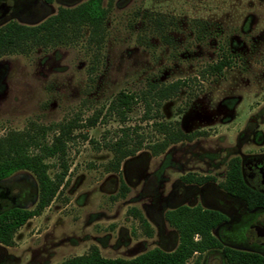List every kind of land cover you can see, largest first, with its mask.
<instances>
[{"label":"rangeland","instance_id":"obj_1","mask_svg":"<svg viewBox=\"0 0 264 264\" xmlns=\"http://www.w3.org/2000/svg\"><path fill=\"white\" fill-rule=\"evenodd\" d=\"M5 1L13 6L19 0ZM21 1L24 8L0 27L37 25L58 8L86 0ZM102 6L108 12L99 44L84 29L71 43L0 57V137L36 130L50 145L61 126L75 127L55 197L18 229L12 246L0 245V264H63L91 247L103 258L124 260L152 249L173 251L178 236L164 212L203 203L180 178L211 176L220 183L231 159L264 153V0H104ZM223 54L234 57L233 67L221 77L207 73ZM177 81L185 86L158 107L149 100V112L138 103L121 122L108 111L119 92L140 94ZM95 116L96 124L87 126ZM161 122L201 134L153 155L150 148L162 140L155 123ZM119 140L140 148L115 172L111 146ZM44 161L54 179L61 160ZM1 187L21 197L4 200L0 212L35 208L31 173L15 172ZM243 227L230 237L243 236ZM201 260L224 264L218 252Z\"/></svg>","mask_w":264,"mask_h":264},{"label":"trees","instance_id":"obj_2","mask_svg":"<svg viewBox=\"0 0 264 264\" xmlns=\"http://www.w3.org/2000/svg\"><path fill=\"white\" fill-rule=\"evenodd\" d=\"M103 1L86 0L73 8H59L54 15L35 26L6 23L0 27V57L15 52L24 53L37 46L71 43L82 35L84 29L88 32V40L99 44L103 40L104 21L108 12V7L102 6ZM233 63V56L223 54L207 67V73L221 77L225 69L233 67ZM184 86V81H177L160 88L152 87L140 94L119 92L110 102L108 111L115 113L121 122H124L126 114L138 103H143L146 112H149V100L156 101L155 106L158 107L160 102L174 96ZM97 118L98 116L88 119L87 126H94ZM155 126L162 140L150 148L153 155L165 152L173 144L190 142L201 134L183 133L175 124L170 123H155ZM74 128L72 124L61 126L50 145L39 139V132L36 130L12 131L0 137V182L15 172L26 171L33 175L37 184V203L34 209L12 206L0 212V245L12 246L18 229L29 219L38 216L55 197L67 173L68 167L63 158L66 142L69 141ZM44 133L42 130L41 136ZM139 148L140 143L117 141L111 146V169L117 172L121 161L134 156ZM33 150L38 152L33 153ZM51 157L61 160V172L54 179L48 177V165L44 161ZM181 180L202 183L214 181V178L187 174L181 177ZM219 188L231 196L240 198L249 207L264 208V195L243 185L238 158H233L227 163L226 176ZM163 218L178 236V244L173 251L152 249L133 259L124 260L103 258L96 247H91L86 254L69 259L63 264H202L201 259L206 252L218 250L221 251L225 264H264V255L231 249L220 243L213 231L225 221V217L217 211L203 209L200 205H181L165 211Z\"/></svg>","mask_w":264,"mask_h":264},{"label":"flooded vegetation","instance_id":"obj_3","mask_svg":"<svg viewBox=\"0 0 264 264\" xmlns=\"http://www.w3.org/2000/svg\"><path fill=\"white\" fill-rule=\"evenodd\" d=\"M50 2L51 0H47V3ZM1 3H5L6 6L3 9L4 16L2 19H0V21L5 19L9 14L15 13L16 11H19L24 8V5H26L27 2L19 0L15 2L13 6L7 4L5 0H0V4ZM240 172L243 180V185H246L253 192H256L260 195H264V153L242 157V159L240 160ZM225 176L226 171L224 179ZM180 181L181 183L179 185L190 186L187 188V190H195L197 193H199L201 199L203 200V205L196 204L193 206L200 205L203 209L217 211L225 217V221L213 231L215 237L220 241L223 246L235 250L264 255V208L249 207L240 198L231 196L224 192L222 189H214V187L212 186L222 185L223 181L220 183H214L215 181H205L202 183H196L183 182L181 178ZM19 197H21L19 193L13 197H9L7 190L1 187L0 208L4 204V200L12 198L11 201H13ZM239 224H244L243 236L236 238L230 237L232 233H235L237 231ZM212 252H218L221 254L220 250L209 251L206 253L209 254Z\"/></svg>","mask_w":264,"mask_h":264},{"label":"water","instance_id":"obj_4","mask_svg":"<svg viewBox=\"0 0 264 264\" xmlns=\"http://www.w3.org/2000/svg\"><path fill=\"white\" fill-rule=\"evenodd\" d=\"M6 4L5 3H1L0 4V19L3 18V9L5 8Z\"/></svg>","mask_w":264,"mask_h":264}]
</instances>
